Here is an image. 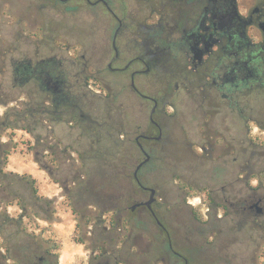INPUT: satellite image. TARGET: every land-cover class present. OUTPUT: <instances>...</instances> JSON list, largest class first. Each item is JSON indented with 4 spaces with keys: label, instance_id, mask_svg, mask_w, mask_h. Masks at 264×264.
<instances>
[{
    "label": "rangeland",
    "instance_id": "rangeland-1",
    "mask_svg": "<svg viewBox=\"0 0 264 264\" xmlns=\"http://www.w3.org/2000/svg\"><path fill=\"white\" fill-rule=\"evenodd\" d=\"M118 1L112 0L117 12ZM122 1L127 15L133 16L139 29L143 10L137 2ZM65 6L69 4L63 5L58 0L53 4L48 0H0V264H96L95 260H89V255L103 252L110 263L116 255L119 264H139L146 237L139 239L143 235L139 228L154 237L148 241L150 251L155 250L157 234L148 215L125 208L134 198L131 173L141 159L133 129L146 121L126 86L127 73L106 69L107 54H104L100 66L101 75L110 87L106 91L91 77L95 74L93 68L89 65L85 69L84 74L90 77L88 86L84 85L74 99L82 108L72 121H78L77 125L69 123L66 116L51 120L40 110L42 106L31 105L39 95L32 83L18 88L13 80L14 62L22 58L35 62L49 54L56 55L67 69L74 71L68 61L73 59L80 64L81 45L89 42L90 32L100 34L106 45L111 30L107 14L85 3L73 5L70 13L64 11ZM95 16L103 17L104 22H97ZM122 41L118 36L120 56L114 65H122L128 56L129 46L124 49ZM84 53L88 59V52ZM96 90L102 93H95ZM178 111L187 114L186 103L180 102ZM257 111L264 112L262 107ZM35 130L39 134L47 132V136L33 144V137L28 134L33 135ZM258 140L264 142V135L260 134ZM143 143L158 145L149 140ZM186 151L168 154L169 160L179 163L165 166L167 173L163 176L168 184H172L173 176L179 175L181 178L176 181L183 179L197 187L205 183L207 167L199 159L190 158ZM195 152L200 151L197 148ZM250 155L255 156L257 167L262 166V147L248 148L247 152L239 148L225 158L232 160L236 156L241 161ZM147 170L158 177L155 163L143 167L141 173ZM63 186L70 188L69 195L63 194ZM177 193L175 189L169 198L177 199ZM185 205L177 214L183 219L181 237L193 221H187L191 205ZM206 207V203L201 204L194 211L203 216ZM221 223V233L217 235L205 226L197 232L202 235L198 240L202 246L206 238L214 237L216 247L207 256L209 260L205 252L202 254L195 248L196 244L181 249L189 264H199L203 258L204 264H264L263 219L238 214L234 209ZM131 226L134 228L130 229ZM129 232L139 236L136 252L131 248L130 237L126 238ZM149 262L157 264L155 259Z\"/></svg>",
    "mask_w": 264,
    "mask_h": 264
},
{
    "label": "flooded vegetation",
    "instance_id": "flooded-vegetation-1",
    "mask_svg": "<svg viewBox=\"0 0 264 264\" xmlns=\"http://www.w3.org/2000/svg\"><path fill=\"white\" fill-rule=\"evenodd\" d=\"M131 1L143 10L139 29L133 16L127 15L122 0L118 1L119 12L112 0H58L63 5L69 4L64 10L67 13L73 5L85 3L107 14L111 26L108 42L105 45L100 34H87L89 42L81 45L80 64L73 59L68 61L74 71L67 69L54 54L35 62L22 58L12 66L13 80L19 85L31 82L44 88L49 98L43 101L40 110L51 120L66 116L69 123L77 125L78 121H72L82 108L74 99L84 85L88 86L90 77L84 74L85 69L89 65L93 68L95 74L91 77L106 91L110 87L101 75L100 66L104 54H107L106 69L127 73L126 86L146 121L133 129V140L141 153L136 165L143 163L136 175L133 174L136 165L132 170L134 198L125 208L148 215L157 234L155 250L150 251L148 241L154 237L139 228L143 233L139 239L146 237L138 263L149 264L155 259L157 264H189L181 250L184 246L196 244L197 250L206 253V259L215 251L212 236L205 239V246L198 243L202 235L197 232L202 226L215 235L221 233L222 218L234 209L238 214L264 221V163L257 167L254 155L241 161L236 156L232 160L225 158L239 148L244 152L248 148L264 149V142L258 140L260 134L264 135V112L257 111L260 107L264 111V0ZM94 18L104 22L103 17ZM118 36L123 40V48L128 45L130 52L122 65H114L120 56ZM84 52H88V59ZM182 101L186 103L187 114L178 111ZM145 140L158 145L146 146ZM197 148L199 153L195 152ZM183 149L194 161L197 158L205 163L208 177L202 185L193 187L183 179L176 181L180 180L179 175L173 176L172 184H168L163 176L167 173L165 166L179 163L169 160L168 154H178ZM154 163L158 177L149 170L141 173L143 167ZM175 189L177 199L172 200L169 197ZM63 190V194H70L68 186H63ZM186 203L191 205L187 221H193L181 237L183 219L178 215ZM205 203L203 216L194 211ZM130 233L126 238L130 237L131 248L136 252L138 237ZM104 255L106 252L89 255V260H95L96 264L121 262L114 255L110 263ZM204 262L203 258L199 264Z\"/></svg>",
    "mask_w": 264,
    "mask_h": 264
},
{
    "label": "crops",
    "instance_id": "crops-1",
    "mask_svg": "<svg viewBox=\"0 0 264 264\" xmlns=\"http://www.w3.org/2000/svg\"><path fill=\"white\" fill-rule=\"evenodd\" d=\"M31 83V82H30ZM25 84L27 83H22V84H17V87L18 88H21L22 86H24ZM33 87L34 89L36 90V92H38L39 95H36L35 98H34V102H32L31 105H33L34 107H37L38 105L41 106L43 104L42 101L46 100L47 98H49V92H47L44 88H40L38 87L36 84H33ZM30 137H33V144L34 143H39L41 142L39 138L41 137H46L47 136V132H45V134H39L36 130L33 131V135L31 133L28 134ZM58 256H61L60 254Z\"/></svg>",
    "mask_w": 264,
    "mask_h": 264
},
{
    "label": "water",
    "instance_id": "water-1",
    "mask_svg": "<svg viewBox=\"0 0 264 264\" xmlns=\"http://www.w3.org/2000/svg\"><path fill=\"white\" fill-rule=\"evenodd\" d=\"M142 163H143V161L140 162V163H138V164L136 165L135 170H134V172H133L134 175H136V170L140 167V165H141ZM147 203H149V201H147Z\"/></svg>",
    "mask_w": 264,
    "mask_h": 264
},
{
    "label": "trees",
    "instance_id": "trees-1",
    "mask_svg": "<svg viewBox=\"0 0 264 264\" xmlns=\"http://www.w3.org/2000/svg\"><path fill=\"white\" fill-rule=\"evenodd\" d=\"M29 183H30V187H31L32 191L35 192L34 184L32 183V181H30ZM5 251L7 252L6 247H5Z\"/></svg>",
    "mask_w": 264,
    "mask_h": 264
}]
</instances>
